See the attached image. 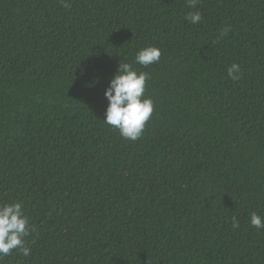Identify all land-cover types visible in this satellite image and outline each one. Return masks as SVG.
I'll use <instances>...</instances> for the list:
<instances>
[{
  "label": "trees",
  "instance_id": "16d2710c",
  "mask_svg": "<svg viewBox=\"0 0 264 264\" xmlns=\"http://www.w3.org/2000/svg\"><path fill=\"white\" fill-rule=\"evenodd\" d=\"M68 2L0 0V203L34 228L0 264H264V0ZM120 62L151 76L136 141L103 121Z\"/></svg>",
  "mask_w": 264,
  "mask_h": 264
},
{
  "label": "clouds",
  "instance_id": "9594fccd",
  "mask_svg": "<svg viewBox=\"0 0 264 264\" xmlns=\"http://www.w3.org/2000/svg\"><path fill=\"white\" fill-rule=\"evenodd\" d=\"M65 8L70 7L68 0H61ZM188 7L196 9L198 0H187ZM185 20L191 24L202 21L201 13L189 11ZM162 50L149 45L140 48L134 57V64L147 68L160 62ZM133 63H119L114 76L110 79L104 91L107 100L104 123L116 129L125 140L136 141L145 130L146 123L154 111V103L150 97H145L146 82L151 79L149 72H138ZM241 67L232 63L227 68L228 77L232 80L240 78ZM250 226L257 231L264 230V216L253 211L249 218ZM232 227H239V220L232 217ZM34 228L20 202L0 203V260L10 256L13 250L28 257L31 249L27 246L26 238Z\"/></svg>",
  "mask_w": 264,
  "mask_h": 264
}]
</instances>
